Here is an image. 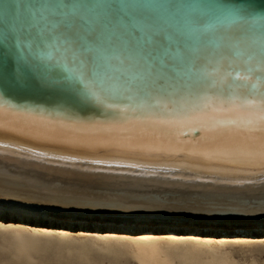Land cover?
Returning <instances> with one entry per match:
<instances>
[{
    "label": "bare ground",
    "instance_id": "obj_1",
    "mask_svg": "<svg viewBox=\"0 0 264 264\" xmlns=\"http://www.w3.org/2000/svg\"><path fill=\"white\" fill-rule=\"evenodd\" d=\"M113 118L122 119H107ZM0 119L2 215L95 225L79 236L92 233L99 248L127 254L137 264H236L225 248L228 241H264V168L247 160L188 154L204 133L184 135L190 130L174 126L173 136L191 142L183 145L188 152L142 153L65 142L83 134L63 127L65 117L38 110L7 105ZM165 197L222 211L176 210L163 203ZM147 200L158 205L141 204ZM252 207L260 213H251ZM66 231L55 228L62 235Z\"/></svg>",
    "mask_w": 264,
    "mask_h": 264
},
{
    "label": "snow or ice",
    "instance_id": "obj_2",
    "mask_svg": "<svg viewBox=\"0 0 264 264\" xmlns=\"http://www.w3.org/2000/svg\"><path fill=\"white\" fill-rule=\"evenodd\" d=\"M201 8L197 22L203 23L206 32L209 29L219 31L221 27L207 23L206 17L235 16L239 24L236 27L230 25L229 30L230 39L237 43L243 42L240 37L242 28H252L264 20V16L253 14L244 3L207 4ZM76 19L84 18L73 17L68 22L69 29ZM93 36L94 32L87 33V38ZM154 39L167 40L168 37L157 33ZM80 42L81 38L70 35L48 52L49 71L54 73L50 79L34 76L26 63L21 67L16 60L12 68L13 80L19 87H27L31 78L37 86L67 92L81 105L101 114L122 117L85 121L79 119L71 108H65L63 112L68 122L62 126L83 134L65 142L89 147L117 146L142 153L178 154L188 152L183 145L191 143L172 135L174 126H183L190 132L204 133L188 154L232 162L247 160L264 168V61L257 63L254 71L235 70L233 65L236 62L232 60H228L227 67H224L223 59L211 69L194 65L191 70L200 75V82L194 87L182 78L171 59L154 58L149 53L144 59V69L110 76V83L105 88L96 80V73L90 67L91 58H83ZM12 43L19 51L20 41L15 36ZM255 43V40L248 42L251 54L245 64L254 58ZM20 59L23 60V56ZM116 59L124 63L123 59ZM6 106V102L0 103V117ZM130 113L141 115L128 118ZM3 127L0 119V129ZM92 163L104 165L109 162L94 160Z\"/></svg>",
    "mask_w": 264,
    "mask_h": 264
},
{
    "label": "water",
    "instance_id": "obj_3",
    "mask_svg": "<svg viewBox=\"0 0 264 264\" xmlns=\"http://www.w3.org/2000/svg\"><path fill=\"white\" fill-rule=\"evenodd\" d=\"M229 2L247 4L253 14L264 16V0H0V103L62 117L63 110L71 108L85 121L114 117L81 105L67 92L39 87L31 78L27 87L15 84L14 60L21 67L26 63L36 77L52 78L47 54L70 35L81 38L83 58H91L96 80L105 88L110 76L144 69L149 53L154 58L171 59L182 78L194 87L200 82L199 73L191 70L194 65L211 69L223 59L224 67L232 60L236 62L235 70L254 71L258 61H264V20L252 28H242L240 43L230 39L229 26L239 24L235 16L205 18L207 23L221 26L219 31L206 32L203 23L197 22L201 6ZM73 17L84 19H76L69 29ZM89 31L94 32L90 39ZM157 33L168 39L155 40ZM13 36L20 41L19 51L13 46ZM252 40L256 42L254 58L245 64L251 54L248 42ZM117 57L124 63H119ZM189 132L184 135H200Z\"/></svg>",
    "mask_w": 264,
    "mask_h": 264
},
{
    "label": "rangeland",
    "instance_id": "obj_4",
    "mask_svg": "<svg viewBox=\"0 0 264 264\" xmlns=\"http://www.w3.org/2000/svg\"><path fill=\"white\" fill-rule=\"evenodd\" d=\"M162 200L163 203L176 210L222 211V208L208 203L200 202L188 205L175 202L172 197H165ZM141 204L145 206L158 205L157 202L150 200ZM249 211L260 213L254 207ZM242 212H247V210ZM0 218L4 221L3 224H0V264H137L127 254H114L99 248L90 239L91 237L97 238L92 233L86 235L90 238L79 236L80 230L92 232L95 225L88 228L80 222L73 225L34 218L27 221V219L23 220V218L10 213L0 214ZM41 226L48 229L38 230L37 227ZM63 227L67 229L66 234L55 232V228ZM262 235L258 234L257 236ZM228 243L225 248L236 260V264H248L252 261L256 264H264L263 240L244 241L239 239L236 242L228 241Z\"/></svg>",
    "mask_w": 264,
    "mask_h": 264
}]
</instances>
